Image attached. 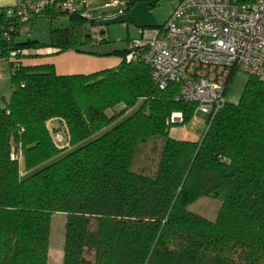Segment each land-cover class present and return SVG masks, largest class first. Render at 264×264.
Listing matches in <instances>:
<instances>
[{
    "label": "trees",
    "instance_id": "trees-1",
    "mask_svg": "<svg viewBox=\"0 0 264 264\" xmlns=\"http://www.w3.org/2000/svg\"><path fill=\"white\" fill-rule=\"evenodd\" d=\"M61 15L67 26L50 28L46 41L19 40L36 17ZM94 22L79 10L48 9L27 26L0 15V56L17 58L0 103V264H47L56 212L66 215L61 264H85V250L92 264H264V79L248 76L239 101L207 116L197 141L175 139L171 129L189 122L196 104L174 99L177 84L158 88L142 58L127 60L130 39L97 50L106 40L89 34ZM42 48L121 61L69 75L52 64L22 65ZM175 112L181 122L170 120ZM53 118L65 124L69 149L56 146ZM152 139L161 140L155 168L136 170ZM201 197L220 202L213 220L188 208Z\"/></svg>",
    "mask_w": 264,
    "mask_h": 264
},
{
    "label": "built area",
    "instance_id": "built-area-1",
    "mask_svg": "<svg viewBox=\"0 0 264 264\" xmlns=\"http://www.w3.org/2000/svg\"><path fill=\"white\" fill-rule=\"evenodd\" d=\"M81 1L18 0L0 8V15L27 24L48 9L72 13ZM123 4L115 0L108 6ZM137 58L151 67L158 88L177 84L174 99L195 103L211 120L226 102L234 72L264 79V0H178L161 26L140 29L128 41L126 59ZM9 63H17L16 51L0 56V80ZM170 120L181 122L182 114L175 112ZM11 157L20 160L21 154L13 151Z\"/></svg>",
    "mask_w": 264,
    "mask_h": 264
},
{
    "label": "rangeland",
    "instance_id": "rangeland-1",
    "mask_svg": "<svg viewBox=\"0 0 264 264\" xmlns=\"http://www.w3.org/2000/svg\"><path fill=\"white\" fill-rule=\"evenodd\" d=\"M177 2L178 0H136L130 9L122 14L116 13L100 16L99 19L95 20L94 25H89V34L95 39H105L106 43L103 45H97L95 48L100 51L112 48H124L126 40L137 37L140 29L150 30L154 27L161 26L169 17ZM67 24L68 20L64 15L58 16L54 19H49L46 16H38L34 19V23L29 32H22L19 35V40L25 41L26 39L31 38L39 41H46L49 37L50 28L64 27L67 26ZM10 92L9 72L5 71L2 80H0V96L2 95L0 103L9 99ZM122 108V105H118L113 110L108 111V114L111 115L117 113ZM130 112L131 111H127L125 115H128ZM206 120L207 114L196 110L189 122L183 125V127L177 126L176 129L182 127L187 130L189 134H196L198 136L205 130ZM56 124L57 123L55 122L52 126H55ZM160 146V139H152L143 144L137 154L134 168L139 171L153 170L157 163ZM19 163L21 174L24 176L22 159H20ZM219 206L220 202L218 200L210 197H201L188 208L209 220H213ZM65 222L66 215L64 213L56 212L50 217L47 264H60L62 261ZM93 255V251L85 250V264L93 263Z\"/></svg>",
    "mask_w": 264,
    "mask_h": 264
},
{
    "label": "crops",
    "instance_id": "crops-1",
    "mask_svg": "<svg viewBox=\"0 0 264 264\" xmlns=\"http://www.w3.org/2000/svg\"><path fill=\"white\" fill-rule=\"evenodd\" d=\"M17 1L18 0H0V8L12 6ZM113 1L115 0H82L77 6V10L81 11L83 16L86 18L90 20H96L105 14H116V7L108 6V4L112 3ZM120 1L124 2L125 0ZM30 25L32 27L33 23H30ZM54 52L55 49L53 48L30 50V54L37 55L23 58L22 65L52 64L54 66L55 72L58 75H69L94 73L103 69L115 67L121 61V58L116 56H100L76 52L75 50H68L62 53ZM247 79L248 76L242 72H234L231 75L225 90L226 102L236 104L239 101ZM55 122L57 124L52 126V124ZM47 124L54 141L56 138L59 140V143H56L57 147L69 148V138L65 124L58 118L50 119ZM182 127H180V129L172 128L169 135L175 139L191 141H197L202 135H191Z\"/></svg>",
    "mask_w": 264,
    "mask_h": 264
},
{
    "label": "water",
    "instance_id": "water-1",
    "mask_svg": "<svg viewBox=\"0 0 264 264\" xmlns=\"http://www.w3.org/2000/svg\"><path fill=\"white\" fill-rule=\"evenodd\" d=\"M9 20H13V18H8Z\"/></svg>",
    "mask_w": 264,
    "mask_h": 264
}]
</instances>
